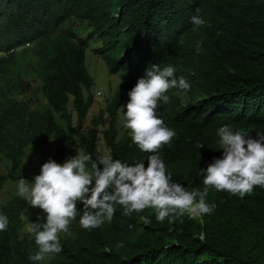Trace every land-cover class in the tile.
Wrapping results in <instances>:
<instances>
[{
	"label": "trees",
	"instance_id": "trees-1",
	"mask_svg": "<svg viewBox=\"0 0 264 264\" xmlns=\"http://www.w3.org/2000/svg\"><path fill=\"white\" fill-rule=\"evenodd\" d=\"M196 14L204 20L199 27L190 20ZM70 20L86 22L85 37ZM92 39L101 42L93 53L120 81L85 130L94 103L85 63ZM154 64L172 66L174 78L191 85L169 89V102H158L157 115L176 133L158 154L172 182L202 191V168L223 156L220 127L264 134V0H0V161L17 168L26 150L46 139L55 143L46 162L63 164L72 144L91 157V167L103 156L101 134L110 158L147 167L152 153L132 143L124 120L119 136L117 121L125 94ZM32 83L46 101L39 108L18 98ZM6 180L0 171V215L9 219L0 231V264H264L262 187L244 198L211 188L205 200L215 205L212 213L163 222L153 209L126 216L117 204L112 221L95 229L80 226L77 202L76 219L60 234L62 251L33 261L34 235H22L27 200L3 202ZM43 222L32 216V224Z\"/></svg>",
	"mask_w": 264,
	"mask_h": 264
},
{
	"label": "clouds",
	"instance_id": "clouds-1",
	"mask_svg": "<svg viewBox=\"0 0 264 264\" xmlns=\"http://www.w3.org/2000/svg\"><path fill=\"white\" fill-rule=\"evenodd\" d=\"M190 20L196 27L204 24L199 14ZM174 72L172 66L161 69L158 64L152 65L129 91L127 104L122 105L126 108L123 126L130 130L132 143L141 152L152 153L147 167L144 161L129 165L105 155L92 162L89 171L86 162L91 157L78 152L63 164L49 159L34 177L32 186L23 178L19 180L18 195L44 214L42 224L33 223L27 229L39 248L30 259L41 261L50 253L62 251L60 234L68 233L70 222L76 219L77 202L83 204L80 226L95 229L105 220L112 221L117 204L126 216L153 209L156 219L163 222L172 215L200 217L212 213L215 205L205 200L211 188L240 198L250 195L255 187L264 188V134L245 135L234 132L229 125L218 130L222 158L202 168L203 190L188 191L184 185L172 182L158 153L176 133L157 115L158 102H169L166 93L171 88L188 91L191 87L184 77L174 78ZM140 219L150 222L144 216ZM8 224V217L0 215V231H6ZM104 251L111 249L105 247Z\"/></svg>",
	"mask_w": 264,
	"mask_h": 264
},
{
	"label": "rangeland",
	"instance_id": "rangeland-1",
	"mask_svg": "<svg viewBox=\"0 0 264 264\" xmlns=\"http://www.w3.org/2000/svg\"><path fill=\"white\" fill-rule=\"evenodd\" d=\"M70 24L74 27L77 36H86L88 31L86 22L81 20H70ZM100 45L101 42L99 40L92 39L89 41L85 51V63L87 70L93 77L94 82L91 88V92L94 97V103L90 107L88 115L83 122V127L85 130L91 127V118L98 114L99 110L104 106L106 98L112 94L113 90L120 81L119 75L109 73L104 60L93 53V49ZM97 92H100V94L97 95ZM18 98L26 100L34 108H39L46 102L44 97L38 91L36 83H32L31 90L19 94ZM128 100L129 96L128 94H125V100L122 105H126ZM68 108L71 109L70 103ZM124 111H126V108L124 110L122 106L118 111L117 127L119 128V136L123 130L122 124ZM73 123H75L74 113ZM99 129L102 130V127H99ZM54 148L55 143H53L52 140L40 139L26 150V154L23 157L22 163L19 167L10 169V165L8 163L5 164V162L0 161V171L7 177V180L1 191V199L3 202L7 201L12 196L18 195V182L21 178L25 179L26 184L32 186L29 177H34L38 172L41 171L42 165L46 162L47 157L53 152ZM98 149L103 154V156H108V150L105 148L101 134L98 141ZM78 152L79 150L76 148V146L70 144L64 162L67 159L76 156ZM86 169L89 171L92 170L87 163ZM11 172L15 177L14 180H11L10 178ZM35 214H41L44 216L41 209H34L27 202V207L22 215L24 221L22 235L30 236L32 234L29 233L27 229L32 224V216Z\"/></svg>",
	"mask_w": 264,
	"mask_h": 264
},
{
	"label": "built area",
	"instance_id": "built-area-1",
	"mask_svg": "<svg viewBox=\"0 0 264 264\" xmlns=\"http://www.w3.org/2000/svg\"><path fill=\"white\" fill-rule=\"evenodd\" d=\"M100 94V92H97V95H99Z\"/></svg>",
	"mask_w": 264,
	"mask_h": 264
},
{
	"label": "bare ground",
	"instance_id": "bare-ground-1",
	"mask_svg": "<svg viewBox=\"0 0 264 264\" xmlns=\"http://www.w3.org/2000/svg\"><path fill=\"white\" fill-rule=\"evenodd\" d=\"M195 216V215H194Z\"/></svg>",
	"mask_w": 264,
	"mask_h": 264
}]
</instances>
